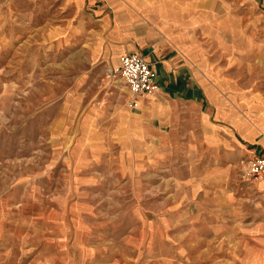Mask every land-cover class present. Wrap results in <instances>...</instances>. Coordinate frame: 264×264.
Instances as JSON below:
<instances>
[{
	"label": "rangeland",
	"instance_id": "obj_1",
	"mask_svg": "<svg viewBox=\"0 0 264 264\" xmlns=\"http://www.w3.org/2000/svg\"><path fill=\"white\" fill-rule=\"evenodd\" d=\"M126 42L166 45L160 59L171 49L231 118L264 111V0H0V264H212L177 250L183 233L216 228L186 190L198 177L199 196L219 175L241 223L264 220L241 167L252 147L215 103L218 146L189 102L171 101L150 144L116 132L121 110L140 108L107 74Z\"/></svg>",
	"mask_w": 264,
	"mask_h": 264
},
{
	"label": "crops",
	"instance_id": "obj_2",
	"mask_svg": "<svg viewBox=\"0 0 264 264\" xmlns=\"http://www.w3.org/2000/svg\"><path fill=\"white\" fill-rule=\"evenodd\" d=\"M167 50L168 47L166 45L157 48L156 51L152 49L143 50L137 47L133 42H126L125 45L115 50V58H113L112 63L109 64L111 67L119 64V59L123 54L131 51L142 54L157 72L158 80L162 85V97L169 100L163 101L158 96L146 97L147 99H143V103L145 104L141 102L142 106L140 105L139 109L133 112L122 109L117 119L116 132L127 140L137 141L138 143L145 141L150 144L152 138L149 129L158 127V129L161 130L171 121V118L168 116L172 103L171 101H178L181 103L189 102L199 106L204 115L202 121L204 122L203 124L206 132L203 135L205 146H218L217 144L221 141L219 130L216 129L218 127L205 116L206 112L204 111L205 104L212 102V99L209 97L210 90L204 88L199 81H187V78L184 76L185 72L181 71V69H179L180 67L174 68L177 55H175L171 49L169 50L170 56L168 55V57L160 59V55L163 53L166 54ZM157 58H159V60ZM214 103L212 102V104ZM214 106L219 108L217 109L219 118L222 116V118L232 122L231 125L234 129H239L240 134L244 138L243 140L252 147L250 148L251 150H247L251 151L250 155L260 151V149H264V111L255 123L250 120H242L239 122L235 117L231 118L230 114L224 112V109H221L219 101H217ZM258 148L260 149L257 150ZM250 155L246 156L249 157ZM247 157L244 158L246 159ZM244 160L241 165L242 171L245 165ZM215 176L216 175H213V178ZM199 178L200 177L197 178L199 181L195 178L192 179L196 182H192L191 180L189 188H186V190H191L192 194H198L199 198H196L197 203L206 205L207 207L211 206L214 210L217 209L218 212L212 211L213 216L206 213L208 217L211 216L210 218H212V220L216 219V216H218L214 224L216 228L209 230L206 235H204L203 232L199 233V235L196 236V240L193 239V235L190 232L186 234L183 233L182 235L180 234L181 237L179 236L178 238L180 239L181 248L176 249L183 256L182 258L188 263L195 259L203 260L212 257V264H264V220L257 221L254 223L255 225H245L246 223H241L242 220L240 219V215L235 212L234 208L231 209V206H234L235 203L232 195L226 188L220 187L221 180L219 175L216 176V184L214 183L217 188H213L211 195L207 198L199 196V194L203 195L202 192L205 191V182L201 181ZM254 183L256 184L257 191L264 194V179L254 181ZM185 186L188 187L187 185ZM223 210L227 211V214L223 213ZM219 219H222V221ZM238 223L241 224L240 227H238ZM185 239L187 240L185 241ZM194 250L197 252L199 251L196 256L193 255Z\"/></svg>",
	"mask_w": 264,
	"mask_h": 264
},
{
	"label": "built area",
	"instance_id": "obj_3",
	"mask_svg": "<svg viewBox=\"0 0 264 264\" xmlns=\"http://www.w3.org/2000/svg\"><path fill=\"white\" fill-rule=\"evenodd\" d=\"M107 74L123 82L128 93V105L132 108L139 107L144 98L162 91L155 68L142 54L135 51L123 54L119 64L109 67ZM244 164L245 180L254 182L264 179V153H253L244 160Z\"/></svg>",
	"mask_w": 264,
	"mask_h": 264
}]
</instances>
